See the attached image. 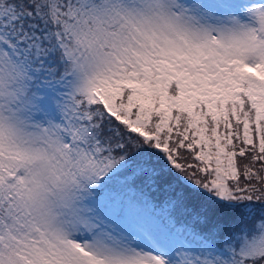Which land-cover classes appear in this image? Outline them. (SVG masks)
Here are the masks:
<instances>
[{
    "label": "snow or ice",
    "instance_id": "6c2138e0",
    "mask_svg": "<svg viewBox=\"0 0 264 264\" xmlns=\"http://www.w3.org/2000/svg\"><path fill=\"white\" fill-rule=\"evenodd\" d=\"M0 264H264V0H0Z\"/></svg>",
    "mask_w": 264,
    "mask_h": 264
}]
</instances>
